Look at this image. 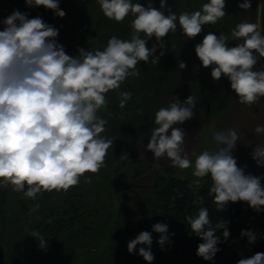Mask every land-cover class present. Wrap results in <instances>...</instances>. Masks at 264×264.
<instances>
[{
	"label": "clouds",
	"instance_id": "obj_1",
	"mask_svg": "<svg viewBox=\"0 0 264 264\" xmlns=\"http://www.w3.org/2000/svg\"><path fill=\"white\" fill-rule=\"evenodd\" d=\"M29 8L44 7L63 18L66 13L59 7V0H25ZM104 16L116 22L133 17L130 39L113 35L101 50L79 47L76 54H68L58 43L59 30L41 17L29 18L27 13L14 10L2 23L0 31V187L22 193L24 198L35 201L45 191H67L77 186L81 177L91 182V176L105 167V158L113 140L102 133L108 121L98 113L107 111V93L120 89L128 77H138L137 65L159 63L166 54L164 38L177 31L179 25L188 39L198 36L206 24H216L225 17L226 0H208L199 10L177 15L160 0L159 8L149 0L147 6L133 0H98ZM238 7L251 9L250 0ZM256 22L238 23L229 35L208 32L202 42L195 45V54L204 68H211V77L219 81L225 76L239 103L251 107L264 97V70H254L258 60L264 58V27L261 15L264 5L257 4ZM167 13V14H165ZM155 37L149 48L148 41ZM239 41L230 47L229 41ZM161 51L155 56L157 48ZM185 62L179 68L185 69ZM131 99L130 92H119V107L124 108ZM197 98L188 96L183 102L171 97L167 107L155 113L151 138L146 146L154 159L167 158L173 167L193 168L198 179L211 177L209 195L213 196L217 210L229 202H247L259 213L264 207V187L261 179L237 165L233 156L238 132L233 128L215 131L213 138L222 147L218 151L204 150L193 153L194 161L185 151V130L180 127L195 115ZM110 115V113H109ZM256 135L264 134V125L254 128ZM257 166H264V144L252 152ZM26 189V190H25ZM197 197L194 203H202ZM40 207L34 204L32 211ZM190 232L203 242L196 254L211 261L220 251L217 247L222 236H230L228 222L218 220L213 225L206 207H199L196 215L186 217ZM152 231L159 233L158 243L163 246L169 239V226L157 222ZM44 247L39 232L30 234ZM240 235L254 243L256 235L242 230ZM152 232L141 231L127 244L131 254L143 245L138 254L152 264ZM237 264H264V253L257 252L250 258H241Z\"/></svg>",
	"mask_w": 264,
	"mask_h": 264
},
{
	"label": "rangeland",
	"instance_id": "obj_2",
	"mask_svg": "<svg viewBox=\"0 0 264 264\" xmlns=\"http://www.w3.org/2000/svg\"><path fill=\"white\" fill-rule=\"evenodd\" d=\"M188 1L167 0V5L177 15L185 11L191 13L194 7ZM137 2L147 6L149 0H133ZM152 3L159 8L160 0H152ZM59 7L66 13L63 18L42 6L29 8L25 0H0V31L4 29L2 21L19 10L29 18L39 16L57 28L58 43L70 55L76 54L79 47L102 50L113 35L126 40L131 38L133 17L129 15L119 23L110 20L102 13L98 0H59ZM256 8L254 0L255 17ZM205 35L203 28L196 36L197 41H191L178 25L176 32L164 38L166 54L157 65L141 61L137 65L138 77H128L120 89L106 94L107 111L102 109L98 115L108 121L102 135L114 143L107 152L105 167L96 174H85L91 176L90 183L81 177L77 186L67 191H45L35 201L24 198L11 187H0V264H17L11 256L13 252L21 256L22 264H141L143 257L138 250L143 245H138L131 254L127 249L128 242L141 231L152 232V252L159 247L168 252L172 250L170 241L161 246L160 234L152 231L155 223L163 222L153 217L146 205V194L155 184L154 172L157 171L145 160V155L149 154L146 146L151 129L156 126L155 113L167 107L173 96L181 102L185 100L193 80L189 70L194 67L199 70L202 66L195 54V45L202 42ZM153 43L155 37L147 46L151 48ZM160 51L158 47L154 55L159 56ZM181 61L186 63L185 69L179 68ZM208 79V84L193 95L202 116L215 110L217 100L226 103L232 96L231 91L225 90L228 85L224 76L219 81ZM209 83L216 89V95L211 93ZM124 86L125 92L131 93V99L120 108L119 92ZM146 165L150 169L141 172ZM196 179L190 178L192 191L203 185L198 187ZM36 203L40 207L32 211ZM72 215L74 219L69 220ZM33 231L43 237V248L30 235Z\"/></svg>",
	"mask_w": 264,
	"mask_h": 264
},
{
	"label": "crops",
	"instance_id": "obj_3",
	"mask_svg": "<svg viewBox=\"0 0 264 264\" xmlns=\"http://www.w3.org/2000/svg\"><path fill=\"white\" fill-rule=\"evenodd\" d=\"M188 2H192L194 11H196L199 10L204 3H207L208 0H189ZM243 2L244 0H226L227 14L217 22L219 29L217 36L220 34L230 36L231 30L238 23L243 21L256 22V17L253 12L254 0H250L251 9L247 11L238 7V5ZM190 40L197 41V37ZM235 43H239V41H232L230 39L229 46H235ZM256 67V70H261L258 64ZM189 74L193 76V80L189 83L188 90L186 89L188 94L185 95V99L190 95H195L197 91L208 84L207 80H209L208 78L211 75V68H204L201 66L199 70H197L196 67H194L193 70H189ZM225 82L226 85H228L225 89L226 92L231 91L232 93L228 102L225 103L222 99L217 100L214 107L216 111H210V113L206 115L207 117L201 115V112H199L200 107H197L196 105L193 118L180 125V127L186 132L184 145L185 151L193 161L195 159L193 153L199 154L204 150L212 152L218 151L222 145L215 142L213 133L215 131L233 128L240 136V140L237 141L236 148L232 153L237 159V165L239 167L247 165L245 168L246 174L251 173L256 176L264 175V166H257L252 158L253 149L258 144H264V134L256 135L254 133V128L257 125H264V97L261 98L258 104H254L251 107L240 104L238 97L230 87V81L226 80ZM182 92L184 93V91ZM222 102L223 105L218 109L219 103ZM199 113L201 116H199ZM145 160L150 163L153 170L173 167L171 161L167 158H161L159 160L154 159V154L151 151H149L148 155H145ZM174 168L178 177L186 179L189 182L190 178H196L192 175L193 168ZM202 183L203 178H201L198 187H200ZM240 207L243 211L247 230L252 231L256 236L261 234L262 228L264 227V213L262 210L257 213L247 204V202L243 201H240ZM152 253L154 255L152 264H237L238 260L241 258H250L254 255L241 245H237L232 249H220L211 261H206L197 254L184 256L177 254L172 250L170 252H158L156 250ZM141 264H148V262L141 258Z\"/></svg>",
	"mask_w": 264,
	"mask_h": 264
},
{
	"label": "trees",
	"instance_id": "obj_4",
	"mask_svg": "<svg viewBox=\"0 0 264 264\" xmlns=\"http://www.w3.org/2000/svg\"><path fill=\"white\" fill-rule=\"evenodd\" d=\"M218 30L217 23L204 25L205 34L214 32L217 35L219 32ZM226 80H228L227 77H225V81ZM208 87L211 93L216 95V89L211 86L210 83ZM125 91L126 88L124 86L121 92ZM222 105L223 102L219 103L218 109H220ZM149 169L150 166L146 165L141 172H146ZM260 176L264 177V175ZM154 180L155 184L153 188L146 194V205L149 213L153 217L160 219L169 226L168 241L171 242L173 252L184 256L196 254L198 245L203 241L190 232V225L186 217L196 215L199 207H206L213 225H215L218 220L228 222L230 236L227 240H224L222 236L223 229L217 230L216 234L221 237L220 243L217 245L219 249H232L237 245H241L252 254L257 252L264 253V227L262 228L261 234L256 236L257 239L254 243H249L247 237H242L240 233L242 230H247V227L243 211L240 207V201L235 203L229 202L223 210H217L213 196L209 195V189L212 185L210 174L203 178V185L197 191H192L188 180L182 179L176 175L174 167H167L155 171ZM261 185L264 187V178L261 179ZM197 197L203 198L202 203H194ZM76 208L77 207L74 206L75 211ZM261 210L264 213V207H262ZM60 217L62 218V216ZM72 219H74L73 215L69 220ZM55 223L58 224L56 221ZM55 228L58 230V227L55 226ZM157 251L163 252L164 250L159 247ZM11 256L17 264H22L19 254L13 252ZM125 259L129 260L126 257Z\"/></svg>",
	"mask_w": 264,
	"mask_h": 264
},
{
	"label": "water",
	"instance_id": "obj_5",
	"mask_svg": "<svg viewBox=\"0 0 264 264\" xmlns=\"http://www.w3.org/2000/svg\"><path fill=\"white\" fill-rule=\"evenodd\" d=\"M257 4L264 5V0H257ZM257 15L258 13L256 14V19H257ZM261 22H262V27H264V12H262V15H261ZM262 35H264V32H262ZM258 64L260 68L264 70V58H260L258 60Z\"/></svg>",
	"mask_w": 264,
	"mask_h": 264
}]
</instances>
